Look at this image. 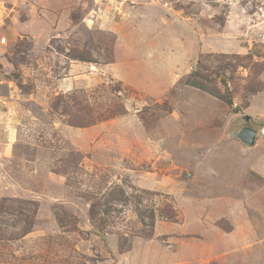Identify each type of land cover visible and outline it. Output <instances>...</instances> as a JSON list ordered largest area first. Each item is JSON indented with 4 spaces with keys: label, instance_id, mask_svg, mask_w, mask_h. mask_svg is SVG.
Segmentation results:
<instances>
[{
    "label": "rangeland",
    "instance_id": "obj_1",
    "mask_svg": "<svg viewBox=\"0 0 264 264\" xmlns=\"http://www.w3.org/2000/svg\"><path fill=\"white\" fill-rule=\"evenodd\" d=\"M244 126L264 0H0V264H264Z\"/></svg>",
    "mask_w": 264,
    "mask_h": 264
},
{
    "label": "water",
    "instance_id": "obj_2",
    "mask_svg": "<svg viewBox=\"0 0 264 264\" xmlns=\"http://www.w3.org/2000/svg\"><path fill=\"white\" fill-rule=\"evenodd\" d=\"M245 120H248V116H244ZM264 137V128L261 131L248 126H244L236 132H231L229 137L238 139L242 144L247 146H254L259 136Z\"/></svg>",
    "mask_w": 264,
    "mask_h": 264
},
{
    "label": "built area",
    "instance_id": "obj_3",
    "mask_svg": "<svg viewBox=\"0 0 264 264\" xmlns=\"http://www.w3.org/2000/svg\"><path fill=\"white\" fill-rule=\"evenodd\" d=\"M5 42H6V39L3 38V39L1 40V43H2V44H5Z\"/></svg>",
    "mask_w": 264,
    "mask_h": 264
},
{
    "label": "trees",
    "instance_id": "obj_4",
    "mask_svg": "<svg viewBox=\"0 0 264 264\" xmlns=\"http://www.w3.org/2000/svg\"><path fill=\"white\" fill-rule=\"evenodd\" d=\"M227 103H228L229 105H231V104H232L231 99H229V100L227 101Z\"/></svg>",
    "mask_w": 264,
    "mask_h": 264
}]
</instances>
